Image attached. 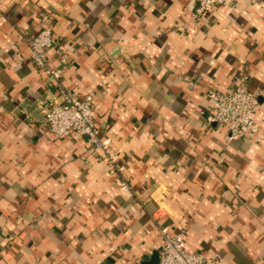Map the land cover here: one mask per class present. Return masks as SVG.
<instances>
[{
	"label": "crops",
	"instance_id": "1",
	"mask_svg": "<svg viewBox=\"0 0 264 264\" xmlns=\"http://www.w3.org/2000/svg\"><path fill=\"white\" fill-rule=\"evenodd\" d=\"M195 0H0V264H149L159 229L210 264H264V0L194 19ZM94 94L120 170L87 136L41 126L58 90L31 58L41 13ZM57 46L50 61L60 66ZM249 75L259 133L208 123L210 88ZM131 186L121 188L120 180Z\"/></svg>",
	"mask_w": 264,
	"mask_h": 264
},
{
	"label": "built area",
	"instance_id": "2",
	"mask_svg": "<svg viewBox=\"0 0 264 264\" xmlns=\"http://www.w3.org/2000/svg\"><path fill=\"white\" fill-rule=\"evenodd\" d=\"M194 19L200 18L205 12L219 6L233 5L236 0H195ZM31 58L34 64L42 69L49 82L58 90L56 97L49 96L41 126L55 138H65L72 132L87 136L88 140L99 150H102L110 171L117 173L118 152L112 147L111 139L104 137L96 125L94 118V94L80 96L73 90L67 89L61 83L63 67L68 62V53L54 35V19L50 12L41 13L39 32L29 39ZM57 46L60 66L50 61L49 50ZM207 101L210 113L208 123H222L227 127L229 140L243 137H253L259 133L260 123L256 114L260 107L258 93L249 88V75L240 71L236 75L234 87L228 91L216 88L208 89ZM121 188L128 191L131 186L125 180H120ZM162 245L158 251V261L155 264H210L221 258L206 257L202 251L188 250L185 247L183 233H173L169 225L159 229Z\"/></svg>",
	"mask_w": 264,
	"mask_h": 264
},
{
	"label": "water",
	"instance_id": "3",
	"mask_svg": "<svg viewBox=\"0 0 264 264\" xmlns=\"http://www.w3.org/2000/svg\"><path fill=\"white\" fill-rule=\"evenodd\" d=\"M158 261V253L152 257V260L149 262V264H155Z\"/></svg>",
	"mask_w": 264,
	"mask_h": 264
}]
</instances>
